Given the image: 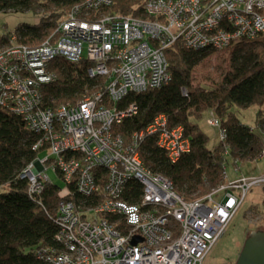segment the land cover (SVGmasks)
Instances as JSON below:
<instances>
[{
	"label": "built area",
	"instance_id": "2783aa9c",
	"mask_svg": "<svg viewBox=\"0 0 264 264\" xmlns=\"http://www.w3.org/2000/svg\"><path fill=\"white\" fill-rule=\"evenodd\" d=\"M111 4L83 0L39 46L18 44L11 35L9 46L0 47V107L38 135L33 151L47 152L21 171L26 194L41 205L45 187L54 184L48 168L62 181L53 218L60 248L41 250L38 259L44 264H202L247 192L264 188V174L228 181L224 173L207 195L184 199L167 178L143 165L137 150L145 136H155L175 163L190 149L182 128L169 127L159 114L125 142L112 129L139 110L137 104H116L168 84L172 75L165 51L175 44L189 51H224L264 39V0H146L143 19L99 13ZM55 58L74 64L85 58L91 63L88 77L107 80L76 104L44 109L39 90L55 82L48 67ZM206 120L224 142L216 112ZM130 181L140 185L136 203L123 198Z\"/></svg>",
	"mask_w": 264,
	"mask_h": 264
},
{
	"label": "trees",
	"instance_id": "16d2710c",
	"mask_svg": "<svg viewBox=\"0 0 264 264\" xmlns=\"http://www.w3.org/2000/svg\"><path fill=\"white\" fill-rule=\"evenodd\" d=\"M146 0H112V4L99 13L124 14L135 18H147L143 4ZM83 0H0L1 13L30 12L43 8L48 16H41L36 23H20L15 30L0 35V47L9 46L10 35L16 36L18 44L39 46L56 29L64 16ZM64 13L62 16L56 11ZM91 14V19L93 17ZM98 15V14H97ZM97 15H95L97 17ZM229 54V68L222 85L203 95L217 93L216 102L204 97L192 85V71L215 50H185L180 43L169 47L165 53L171 80L166 86L145 93L127 95L116 104L124 108L137 104L138 114L114 125L113 132L127 142L132 134L145 129L152 120L162 114L168 126H179L190 143V149L175 163L157 146L156 137L145 136L138 146L144 166L151 172L167 178L172 188L189 200L191 196L203 197L223 181L226 165L257 162L264 150V39L236 43ZM90 62L83 58L76 64L55 58L49 69L56 75L55 82L40 87L43 108L55 109L61 105L76 104L85 95L103 86L106 78L87 75ZM204 88V87H203ZM202 88V89H203ZM182 90L185 95H182ZM242 109L257 107L255 126L247 127L231 113L224 112L225 104ZM216 105V106H215ZM215 106L213 111L225 130V141L208 148V136L199 129L194 119ZM223 115V116H224ZM37 134L28 132L21 117L10 114L0 107V264H44L38 259L41 250H58L55 234L57 227L53 218L57 207V184L45 187L36 205L26 194L27 183L20 178L25 166L36 159L38 152L31 146ZM227 147V154L224 152ZM72 196L76 195L73 185ZM123 198L136 203L141 193L140 185L128 182ZM113 216L110 219L115 220Z\"/></svg>",
	"mask_w": 264,
	"mask_h": 264
},
{
	"label": "rangeland",
	"instance_id": "374dc122",
	"mask_svg": "<svg viewBox=\"0 0 264 264\" xmlns=\"http://www.w3.org/2000/svg\"><path fill=\"white\" fill-rule=\"evenodd\" d=\"M48 12L49 11H45L43 8L30 12L12 13L10 11L5 14L0 12V35L13 32L20 23H36L41 16H48ZM56 12L61 14V16L65 13H62L60 10ZM230 52V49L213 51L210 56L204 58L201 63L194 68L191 73L192 85L201 95L209 93L206 92L208 89H212L213 91L218 86L222 85L225 74L229 68L228 59ZM83 56H85V52ZM260 58L264 60L263 51L260 52ZM90 93H85L84 96L90 95ZM216 95L217 93L214 92L203 96L208 97L212 100V104H215ZM215 106L204 110L199 118L194 119L199 129L208 136V148L210 149L219 144V130L210 127L206 120V112L208 110H214ZM224 107L226 110V112H224L225 115L231 113L239 119L241 124L247 127L255 126V114L258 111L257 107L250 106L249 108L242 109L238 106H232L229 103H226ZM223 115L221 114L220 118H224L225 115ZM46 154L47 152L40 151L37 154V158L41 159L45 157ZM225 174L227 175L228 181H235L241 177L263 175L264 157L257 162L240 163L237 166L228 162L225 168ZM47 175L54 184L58 186L62 185V181H60V178H58L57 174L51 170V168H48ZM245 196L246 198L241 204L240 209L233 215L231 221L227 225L225 234L221 236L210 249L202 264H234L240 254L247 234L254 229L264 230V188L253 187ZM194 197L195 195L191 196L189 199H194Z\"/></svg>",
	"mask_w": 264,
	"mask_h": 264
},
{
	"label": "water",
	"instance_id": "95a60500",
	"mask_svg": "<svg viewBox=\"0 0 264 264\" xmlns=\"http://www.w3.org/2000/svg\"><path fill=\"white\" fill-rule=\"evenodd\" d=\"M139 241L134 238L132 243ZM234 264H264V230L250 231Z\"/></svg>",
	"mask_w": 264,
	"mask_h": 264
},
{
	"label": "crops",
	"instance_id": "0c3cea01",
	"mask_svg": "<svg viewBox=\"0 0 264 264\" xmlns=\"http://www.w3.org/2000/svg\"><path fill=\"white\" fill-rule=\"evenodd\" d=\"M11 35H12V34H11ZM11 35H10V36H11ZM10 36H9V37H10ZM15 37H16V36H15ZM16 40H17V39H16ZM16 43H17V41H16ZM210 111H211V110H208V111L206 112V114H207V115H206V118H207L208 113H209Z\"/></svg>",
	"mask_w": 264,
	"mask_h": 264
},
{
	"label": "flooded vegetation",
	"instance_id": "af4514ba",
	"mask_svg": "<svg viewBox=\"0 0 264 264\" xmlns=\"http://www.w3.org/2000/svg\"><path fill=\"white\" fill-rule=\"evenodd\" d=\"M248 235V234H247Z\"/></svg>",
	"mask_w": 264,
	"mask_h": 264
}]
</instances>
